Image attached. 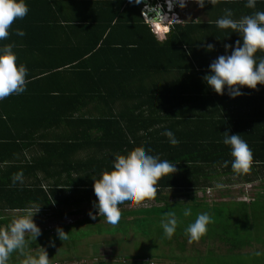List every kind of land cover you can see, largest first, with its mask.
I'll use <instances>...</instances> for the list:
<instances>
[{
	"label": "trees",
	"instance_id": "1",
	"mask_svg": "<svg viewBox=\"0 0 264 264\" xmlns=\"http://www.w3.org/2000/svg\"><path fill=\"white\" fill-rule=\"evenodd\" d=\"M101 5H104L101 7H104L106 16L93 18L82 26L88 29L84 32L85 46L81 50L75 49L70 38L69 30L81 29L75 21H65L61 27L67 35L61 54L51 51L54 47L47 53L39 51L30 29L29 37L26 36L25 17L15 20L9 29V37L0 41V46L13 44L17 64H24L27 68L26 91L0 100V200L4 197L8 200L5 204L0 203V225H6L10 220L5 213L8 208L23 210L33 204L34 208L40 206L38 212H45L61 205L58 216L63 218L69 212L73 213L65 209L78 206L83 200L93 203L97 198L92 177L102 169L111 171L117 155H127L140 148L151 149V155L174 163L176 168L174 173L159 179L155 197L146 199L158 202L160 206H151L147 210L161 209V206L168 209L171 200L164 191L172 190L176 195L182 193L194 207L189 220L179 223L181 229L194 221L198 213L205 212L211 224L218 227L213 220L219 218L218 212L205 209L209 203L197 199L196 191L211 187V181L222 174L234 173L230 147L222 143L225 131L229 135L240 134L253 154L249 171L237 175L245 181L264 180V85L258 84L256 89L244 86L242 95L235 98L227 89L224 94H217L203 77L209 74L212 55L224 45L215 49L213 45L207 52L205 50L206 57L211 52L209 60L204 61L199 56L198 69L196 63L190 69L191 65L181 63L177 54H180L182 45H188L192 53L197 50V44L202 46L199 41L203 36L196 34L200 27L183 20L175 21L165 40L159 43L136 4L129 3V0H105ZM16 29L23 30L25 35L17 36ZM210 41L207 44L211 45ZM259 52L264 56V51L256 54ZM174 68H178V72L187 70L188 74L168 84H155V78L161 77L160 72ZM17 100L29 105V110L23 104L10 107ZM32 105H35L33 109ZM40 113L46 116L42 117ZM42 125L60 129V133L54 131L60 135L56 134L55 138L59 139H52V145L59 149L56 156L61 160V179L55 175L49 183L36 179L31 185H26L25 181L13 185L14 155L16 152L26 155V146L28 148L38 140L31 136L40 127L44 128ZM165 130L172 131L179 140L176 146L170 145L162 135ZM25 132L30 138L25 140L23 148H18L22 136L26 138ZM12 133L16 134L10 138L12 144L3 143L4 135ZM41 160L36 164L24 160L21 164L40 169L44 166L58 172L56 164L48 165ZM226 160L229 164L224 167ZM259 186L264 189V184ZM186 201L174 200L175 203ZM239 202L244 206L252 203ZM137 210L129 211L134 215ZM129 211L122 209L121 216ZM227 214L232 219V213ZM101 218L104 217L96 216L93 220ZM229 229H232L231 225L226 227L227 232L219 229L218 233H209L208 236H217L231 246L227 249L205 248L209 256L204 253L195 257L196 264H242L235 256L245 250V246L233 238L234 233L230 234ZM237 250L239 252H235ZM224 251L228 253L225 257L214 254Z\"/></svg>",
	"mask_w": 264,
	"mask_h": 264
},
{
	"label": "clouds",
	"instance_id": "2",
	"mask_svg": "<svg viewBox=\"0 0 264 264\" xmlns=\"http://www.w3.org/2000/svg\"><path fill=\"white\" fill-rule=\"evenodd\" d=\"M168 10L173 8V0H166ZM186 0H176L180 8L185 7ZM214 5L217 0H196L203 8L205 3ZM129 3L140 4L141 0H129ZM166 3H163V7ZM245 7L254 9L256 0H246ZM25 0H0V41L6 40L15 20L23 19L28 13ZM167 10V11H168ZM148 12H155V17L150 18L147 12L143 13L149 26L156 31L162 26L170 27L175 21L173 16L162 14L159 6L149 7ZM142 16V15H141ZM143 17V16H142ZM231 9H225L224 15L215 21L217 28L230 29L241 37L235 46L225 44L226 54L218 56L209 65V74L203 77L204 82L217 94H228L235 98L242 95L240 89L244 86L256 89L257 85H264V56L256 57L258 51H264V11H255L250 15L233 19ZM144 19V18H143ZM15 34L23 37L25 32L16 29ZM14 45L4 44L0 46V100L10 95H19L26 91L27 68L24 64H17V57L13 51ZM212 48L211 45L208 46ZM231 48V54L227 49ZM172 146H176L179 140L170 130L162 133ZM222 143L230 147L231 169L236 174L247 173L250 169L253 154L246 141L240 134L223 133ZM151 149L136 148L127 155H117L113 160L112 170L102 169L93 179V191L97 198L93 202L95 215L89 213L93 219L96 216L104 217L106 223L116 225L121 221L119 205L138 204L144 200H151L157 192V182L165 175L176 171L175 164L168 160H161L158 156L150 154ZM229 161H224L227 167ZM23 173L18 172L12 177V184L22 182ZM219 187V185H218ZM39 208L28 207L13 215L6 225H0V264H8L11 255L18 253L23 259L21 264H50L47 251L39 247L33 252L29 245L36 241L41 234L40 228L33 220V216ZM183 216L191 215V209L185 207ZM179 220L175 210L164 214L160 221V227L166 238H171L176 232ZM210 223L209 215L198 213L193 222L184 229L189 242L199 240L207 231ZM59 239H67L62 229H57ZM26 234L28 238L26 239Z\"/></svg>",
	"mask_w": 264,
	"mask_h": 264
},
{
	"label": "rangeland",
	"instance_id": "3",
	"mask_svg": "<svg viewBox=\"0 0 264 264\" xmlns=\"http://www.w3.org/2000/svg\"><path fill=\"white\" fill-rule=\"evenodd\" d=\"M165 2L163 0V3ZM163 8L162 14H169V19L175 16L173 20L176 18L189 20L198 11L191 6L186 11L192 15H186L185 8H180L176 0H173L172 11L167 9V4ZM173 12L175 15L172 14ZM260 184H264V180L245 181L235 173H226L216 180H212L211 187H207L204 191L197 190V194L204 193V196H197V199L204 200L209 205L212 204L210 206L207 204L205 209L210 212H218L219 218L213 219L214 222H217L218 227L211 224L210 221L206 233L199 240L191 243L179 223H186L194 214L193 203L186 201L187 199L182 193L176 195V192H172L175 193V196H173L174 198L170 197L173 200L169 202L168 209L163 206L157 210L144 209L151 205L160 206L159 203L153 201L147 203L146 206H142L141 203L123 204L120 210H139L134 215L130 213L131 211L126 212L116 225L106 223L104 218L84 222L82 219L92 218L89 215L90 212L95 214L93 205H83L80 211L69 212L61 219L55 217V213L51 214V211L36 212L33 220L42 232L30 245L42 242V247L47 251L50 262L57 261L59 264H196L195 257L202 256L204 253L209 256L208 251L205 252V248L227 249L231 246L229 243L225 244L222 240L217 239V236H208L209 233H218L219 229L227 232L226 227L231 225L232 229H229V233H234L233 238L241 241L245 246L243 247L245 250L235 251L239 252L235 256L237 260L239 259L242 264H264V189L259 186ZM179 199L186 202H174ZM239 201L246 203L252 201V203L244 206ZM184 206L191 209V215L188 217H184L182 214ZM172 210L178 214L179 223L176 232L169 239L164 236L160 221L163 218L161 214ZM198 211L202 212V210ZM227 212L232 213V219L229 218ZM5 213L10 217L7 211ZM11 215L13 216L14 213ZM157 215L161 217L158 218ZM2 217L5 216L2 215ZM73 220L75 222L71 223ZM57 229H62L66 233L67 239L61 241ZM184 236L185 238H183ZM181 242L183 245H180ZM39 247L41 245H36L32 251L35 252ZM214 254L225 257L228 253L224 251ZM22 259L23 257L14 252L8 264H21Z\"/></svg>",
	"mask_w": 264,
	"mask_h": 264
},
{
	"label": "crops",
	"instance_id": "4",
	"mask_svg": "<svg viewBox=\"0 0 264 264\" xmlns=\"http://www.w3.org/2000/svg\"><path fill=\"white\" fill-rule=\"evenodd\" d=\"M25 2L29 9L27 15L25 16V19H26L25 21L27 23L26 36L29 37V34L31 32L33 41L34 40L37 41V45L40 48L39 51L43 53L50 52L49 50L52 47H54L51 51H55L56 53L61 54V46H63L62 43L64 41H67V35L65 31L61 29V27L64 26L65 21H72V22L75 21V23H77L76 24L77 26H81V29L72 28L71 30H69L71 34L70 38H72V40L74 41L73 45L75 49L81 50L85 46L83 37H85L86 33L84 32H86V30L88 29V28H82V26L87 25L89 21L92 20L93 18H99V17L101 18V17L106 16V13H104L102 9L104 7H101V6H104V5H101V3L102 2L105 3V0H25ZM245 3H246V0H217V2L214 5H211L206 2L204 7L201 8L196 3V0H186L185 7H183L185 8L184 9L185 11L191 6L198 9V11H197V14H195L189 20L183 19V22L186 21L187 24L190 23L191 25H197L196 27H200L196 31V34L197 35L201 34L203 37L199 41L202 44V46L200 44H197L196 46L197 50L194 52L196 54L190 51L188 45L181 46L180 54L177 52L178 53L177 57H179V60L181 61V63H184L186 65L190 64L191 65L190 69H193L194 63H196L195 66L198 69L197 59L199 58V56H201L202 57L201 59H204V61L206 59L209 60V58L211 57V52L209 56L207 57L205 54V50L207 52V50L209 49L208 48L209 44H207V41L209 40H211L210 41L211 46L213 47L214 45V49L218 45L228 44V45L235 46L236 41L241 39L239 34L232 32V30L230 29L217 28L215 21L224 15L225 9H231L233 13L232 18L237 19V20L240 19L242 16L250 15L255 11H264V0H256V7L254 9L245 7ZM142 4H143V1H141L140 4H136V5L141 8ZM186 13H187L186 15L191 14L188 11H186ZM209 25H211V27ZM149 28H150V31L155 35L159 43L165 40L166 35L170 31V27L169 29H166V30L164 29L165 27L161 28L159 29V31H156L151 26H149ZM29 29H30V32L28 33ZM186 35L189 36L188 31L186 32ZM64 46H66V43H64ZM202 47H204V49H200ZM231 50L232 49L229 48L227 49V52H231ZM216 52L217 54L214 53L212 55L213 61L218 56L224 55L226 52V49L225 47L223 48L221 47V49L217 50ZM255 55L256 57L263 56V54L260 55V52H259V55L257 54ZM178 71H179L178 68H174L171 71L164 70L163 72H160L159 76L161 77L155 78V84H161V82L168 84V83H171L175 79L180 80L182 76L188 74L187 70L186 71L183 70L180 72ZM182 72H185V73H182ZM243 90H244L243 88L240 89V91H243ZM22 104L23 106H26L25 107L26 109L29 110V107H28L29 105H27L22 100L15 101L12 105H10V107H13V106L20 107ZM34 107L35 105H32L31 109H33ZM25 114L27 115V110H25ZM39 115L42 117L46 116V114H43V113L42 114L40 113ZM25 123L28 124L27 118L25 120ZM42 127L44 126L42 125ZM54 131L60 133V129L53 130L49 126L48 128L40 127V130L37 129L36 134L31 136V137H36L38 140L32 143L28 148L26 146L25 148L27 152L26 155H21L20 152H16V154L14 155V158L16 160H14L13 162V169H12V171L14 170L13 175L18 172H22L23 173L22 181H25L26 185H31L33 181H36V179L45 181L44 183H49L51 181V178L55 175H58V178L61 179V165H60L61 160H60V157L56 156L59 149L58 147H55L54 145H52V142H53L52 139H59V137L55 138L57 133ZM25 133H26V138L22 136V139H20L21 141L18 145V148H23L26 145L25 140H29L30 138V135L27 132ZM14 135L16 134L12 133L10 135H4L2 142L4 143V141H7L11 145L12 143H11L10 138H12ZM57 135L59 136L60 134H57ZM44 148L46 149L43 150ZM24 160L30 162L31 164H36L40 160L46 161L48 165L56 164L57 165L56 168L58 169V172L55 173L53 169L52 170L48 168L46 169L44 166H42L43 169H40L37 167L32 168L28 165L21 164L22 162H24ZM3 169L7 170L6 167L5 168L3 167ZM164 194H167L170 200H173L170 197L175 196L174 195L175 193H172L169 190L164 191ZM57 195L61 202V194L58 193ZM196 195L198 197L199 196L202 197L204 196V193H201V194L196 193ZM78 196H81V195L79 194ZM86 196L87 194L84 195V198ZM89 196H91V193L89 194ZM7 201L8 200H5V197H4L2 201L0 200V203L2 202L5 204ZM142 202H147L148 204L150 203V201H147V200H144ZM155 203H158V202H155ZM83 205H93V203H91V201L83 200L82 202L79 203L78 206L74 205L72 206L71 209H65V210L71 211V212H78L81 210ZM151 206L145 207L144 209H149ZM29 207H34V205L32 204V206H29ZM6 210H8L7 214L10 215V219L12 217L11 213L12 214L14 213L15 215L21 211V209L10 210L9 208ZM49 211H51V214L53 213V215L55 213L54 216L57 217L58 219H61L58 216L59 212H61V205H59L57 209L53 207L52 210L51 209L46 210V212H49ZM85 219H88V218H85ZM90 220H93V219L91 218ZM74 221L75 220H73V222ZM43 231H46V230H43ZM26 236L28 237V235ZM36 245L38 246L41 245L42 247V242L40 243L38 242ZM36 245H34L33 243L32 245H29V248L31 250H34L36 248ZM55 263L59 264V262L57 263V261L50 262V264H55Z\"/></svg>",
	"mask_w": 264,
	"mask_h": 264
},
{
	"label": "built area",
	"instance_id": "5",
	"mask_svg": "<svg viewBox=\"0 0 264 264\" xmlns=\"http://www.w3.org/2000/svg\"><path fill=\"white\" fill-rule=\"evenodd\" d=\"M141 1H143V4H142V7H141V15L143 16V18H144V20H145V22H148L146 19H145V17H144V15H143V13H145V12H147V15L150 17V18H152V17H155V12H148V8L149 7H153V8H155V7H157V6H159L160 8H159V10L161 11V13H163V0H141ZM166 1V0H165ZM166 3V2H165ZM162 4V5H161ZM166 7V6H165ZM167 9H168V7H167ZM154 14V15H153ZM173 15H175V13L173 12L172 13ZM176 20V19H175ZM175 20H173V21H175ZM141 205L142 206H145V205H147V202H141ZM56 264V263H55Z\"/></svg>",
	"mask_w": 264,
	"mask_h": 264
},
{
	"label": "bare ground",
	"instance_id": "6",
	"mask_svg": "<svg viewBox=\"0 0 264 264\" xmlns=\"http://www.w3.org/2000/svg\"><path fill=\"white\" fill-rule=\"evenodd\" d=\"M166 4H167V2H166ZM171 11H172V10H171ZM176 11H178V9H176ZM168 15H169V14H168ZM164 27L166 28L167 26H162L161 28H164ZM165 28H164V29H165Z\"/></svg>",
	"mask_w": 264,
	"mask_h": 264
}]
</instances>
